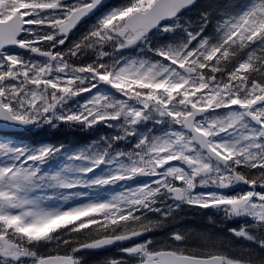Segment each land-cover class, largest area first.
<instances>
[{"label":"snow or ice","instance_id":"snow-or-ice-1","mask_svg":"<svg viewBox=\"0 0 264 264\" xmlns=\"http://www.w3.org/2000/svg\"><path fill=\"white\" fill-rule=\"evenodd\" d=\"M195 5L0 0V264L108 246L102 264H264L227 238L144 239L188 206L245 218L228 233L264 250V0L178 23ZM61 125L112 131L80 147L8 132Z\"/></svg>","mask_w":264,"mask_h":264},{"label":"trees","instance_id":"trees-1","mask_svg":"<svg viewBox=\"0 0 264 264\" xmlns=\"http://www.w3.org/2000/svg\"><path fill=\"white\" fill-rule=\"evenodd\" d=\"M218 2H220V0H201L199 6L194 9L193 13L185 12L183 14V16L181 17V24H183L185 21L195 22L198 19L199 13L201 11H211ZM224 2L242 3L245 2V0H224ZM111 131V129H108L103 125L97 126L94 130H86L82 128H69L65 125H61L57 128H51L48 126L35 127L33 129L19 133L16 136L19 139L23 140L25 143L41 144L49 142L57 145L64 144L70 147H78L90 144L92 141L98 140L100 136ZM192 231H195V234H193L195 236V241L197 242V244H200L199 247L193 246L194 249L206 250L211 246L210 242L204 238L205 236L211 237L214 240H224L225 238H227L231 245L230 252L233 256H235V254H237V252L241 251L242 249L241 245L235 243V237H233L231 233H228V229H219L218 232L213 234L206 229L196 226L195 224H191L183 228V232L186 234L191 235ZM40 252L44 254L64 253L65 249L63 248V246L57 248V245L55 243H52L45 248H41ZM259 254L260 256L264 255V251L259 252L256 256L257 258L260 257ZM83 255L86 259L84 261V264H98L94 259L93 252H89L87 254L84 253ZM26 264H28L27 260Z\"/></svg>","mask_w":264,"mask_h":264},{"label":"flooded vegetation","instance_id":"flooded-vegetation-1","mask_svg":"<svg viewBox=\"0 0 264 264\" xmlns=\"http://www.w3.org/2000/svg\"><path fill=\"white\" fill-rule=\"evenodd\" d=\"M208 216H210L212 218H216V219L225 220L222 212L210 211L209 209H206L203 213L200 214L199 217H208ZM244 219L245 218H237L236 223L238 222L239 224H242ZM195 244H197V242L195 241V236L193 234H191V235L187 234L185 245L195 246ZM185 245H180V246L184 247ZM198 245H200V244H198ZM259 256H260V254H259Z\"/></svg>","mask_w":264,"mask_h":264},{"label":"rangeland","instance_id":"rangeland-1","mask_svg":"<svg viewBox=\"0 0 264 264\" xmlns=\"http://www.w3.org/2000/svg\"><path fill=\"white\" fill-rule=\"evenodd\" d=\"M191 233H194L195 234V231H192Z\"/></svg>","mask_w":264,"mask_h":264},{"label":"water","instance_id":"water-1","mask_svg":"<svg viewBox=\"0 0 264 264\" xmlns=\"http://www.w3.org/2000/svg\"><path fill=\"white\" fill-rule=\"evenodd\" d=\"M23 128H21V129H17V130H22Z\"/></svg>","mask_w":264,"mask_h":264}]
</instances>
